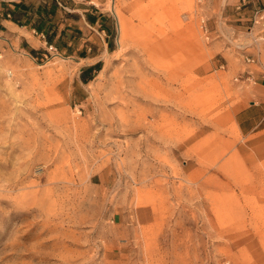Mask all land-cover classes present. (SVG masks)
<instances>
[{"label":"rangeland","instance_id":"obj_1","mask_svg":"<svg viewBox=\"0 0 264 264\" xmlns=\"http://www.w3.org/2000/svg\"><path fill=\"white\" fill-rule=\"evenodd\" d=\"M64 1L54 46L0 29V264H264L248 90L216 54L264 1L108 0L114 37Z\"/></svg>","mask_w":264,"mask_h":264},{"label":"crops","instance_id":"obj_2","mask_svg":"<svg viewBox=\"0 0 264 264\" xmlns=\"http://www.w3.org/2000/svg\"><path fill=\"white\" fill-rule=\"evenodd\" d=\"M19 1L20 0H5L3 2L10 3ZM95 1H89L88 4L92 5L91 8L96 10L95 13H99L101 15L98 17L96 25H99L100 23L102 25H105L108 23L107 25H105L106 30L103 31L109 34L108 37H112L114 32L113 23H115V20L109 13H106L108 12V0L98 1L100 2L99 4H97ZM150 1L151 0H147L146 2ZM236 1L239 3H236L238 4L236 7L237 10H241L244 6L247 5V0ZM257 1L263 2L264 0ZM114 2L116 6V1ZM115 6L114 9L116 8ZM254 9L255 8L252 9V13ZM90 14L95 16L93 12H91ZM0 15H3L2 12L0 13ZM84 19H86V17ZM237 21L239 23L230 24L232 36L228 37V39L232 46L226 45L225 50H223V48L219 50L216 54H220L222 57L225 58L227 63L226 67L228 69L243 70V86L248 90L246 98L248 100L249 106L239 110L237 114H241L239 122L240 134L243 137H247L246 141L250 142L249 144L244 145L243 152L247 154V160L249 159L250 161H252L253 164L257 166L259 165L264 167V116H262L261 118L259 117L257 121L255 117H252V114L256 113V107L264 106V33L258 28H252L251 26H248L246 28L244 27L245 22L251 21V18L238 19ZM0 25L4 27L5 33H7L8 35H16L17 33L24 35L28 33L32 38H34V34L40 35L32 28H29L28 26H20L8 19H3L0 22ZM210 34L212 35L213 43H215V45L219 47L221 41H223L222 34H218V32L215 31L211 32ZM25 41L28 43L29 39H27V37H23L22 42ZM239 50H241V52ZM236 51L238 52L236 53ZM243 54L245 56L255 57L258 62L256 64L246 63ZM96 64L97 63L93 65ZM250 120H253V122Z\"/></svg>","mask_w":264,"mask_h":264},{"label":"trees","instance_id":"obj_3","mask_svg":"<svg viewBox=\"0 0 264 264\" xmlns=\"http://www.w3.org/2000/svg\"><path fill=\"white\" fill-rule=\"evenodd\" d=\"M67 4L68 3L64 0H39L37 3H30L29 0H20L19 2L10 3L1 2L3 6L2 18L11 20L20 26L32 28L38 34L46 38V42L49 46H54V38L58 34L55 19L59 12H65ZM66 15L70 16L68 13H66ZM99 16L101 15L93 16L90 13H86L87 21L93 25H96ZM76 17L80 18L79 15H76ZM102 28V30H106L105 25H102ZM0 29L2 31L5 30L2 25H0ZM66 31V29L62 31V34L66 33ZM113 31L112 37H114L116 33L115 25ZM29 52L33 56L39 54V52L34 49H30ZM102 67V62H99L96 65L83 69L81 72L82 82L85 84L90 83L102 70Z\"/></svg>","mask_w":264,"mask_h":264},{"label":"built area","instance_id":"obj_4","mask_svg":"<svg viewBox=\"0 0 264 264\" xmlns=\"http://www.w3.org/2000/svg\"><path fill=\"white\" fill-rule=\"evenodd\" d=\"M250 22L252 28H258L264 33V6L256 7L253 10ZM244 60L249 64H256L258 62L253 56H247Z\"/></svg>","mask_w":264,"mask_h":264},{"label":"bare ground","instance_id":"obj_5","mask_svg":"<svg viewBox=\"0 0 264 264\" xmlns=\"http://www.w3.org/2000/svg\"><path fill=\"white\" fill-rule=\"evenodd\" d=\"M127 24H126V22H125V20L122 18H120L119 19V43L121 42L120 40L123 38V37H125V34H126V32H127ZM123 44V43H122ZM134 79V78H133ZM128 86V85H127ZM152 86V84L151 83H149L148 82V85H146L145 87H143V86H140V89L144 92V93H153V92H151V90L150 89H148V87H151ZM130 87V86H129ZM120 95V94H119ZM126 109V108H125ZM118 124H120V123H118ZM119 127H120V125H119ZM206 187V186H205ZM204 188V187H203ZM206 189V188H205Z\"/></svg>","mask_w":264,"mask_h":264}]
</instances>
